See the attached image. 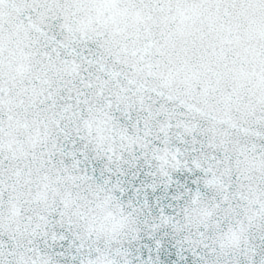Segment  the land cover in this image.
<instances>
[{
	"label": "snow or ice",
	"instance_id": "1",
	"mask_svg": "<svg viewBox=\"0 0 264 264\" xmlns=\"http://www.w3.org/2000/svg\"><path fill=\"white\" fill-rule=\"evenodd\" d=\"M0 264H264V0H0Z\"/></svg>",
	"mask_w": 264,
	"mask_h": 264
}]
</instances>
